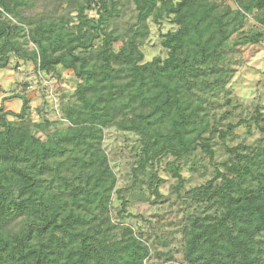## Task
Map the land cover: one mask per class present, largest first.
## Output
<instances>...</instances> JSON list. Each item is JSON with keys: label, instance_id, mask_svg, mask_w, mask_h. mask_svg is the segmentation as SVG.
<instances>
[{"label": "trees", "instance_id": "obj_1", "mask_svg": "<svg viewBox=\"0 0 264 264\" xmlns=\"http://www.w3.org/2000/svg\"><path fill=\"white\" fill-rule=\"evenodd\" d=\"M38 1L0 0V70L21 58L59 85L71 70L75 87L63 108L45 99L37 120L24 93L11 96L19 112L0 104V264H264V114L235 120L228 89L235 55L264 37V0H51L28 13ZM162 21L175 26L159 34L165 56L145 61L150 22ZM252 124L260 136L227 146L213 176L181 194L183 164L197 152L215 163L214 139ZM110 128L136 136L125 187ZM166 158L180 216L151 236L123 221L130 198L161 197Z\"/></svg>", "mask_w": 264, "mask_h": 264}, {"label": "rangeland", "instance_id": "obj_2", "mask_svg": "<svg viewBox=\"0 0 264 264\" xmlns=\"http://www.w3.org/2000/svg\"><path fill=\"white\" fill-rule=\"evenodd\" d=\"M225 1L235 8L236 5L233 0ZM54 5V1L39 0L27 12L41 14L49 11ZM122 5L127 6V1H123ZM126 9L127 14L121 19V22L124 19L131 18L130 8L126 7ZM88 14L96 16L94 10L88 11ZM174 28L175 26L166 21H162L159 25L150 22V35L142 46L145 61L151 60L154 56H165V51L159 45V34ZM241 49L235 55L237 58L239 57L236 72L228 84L231 98L242 105L234 112L233 117L235 120L249 116L256 105L264 114V37L258 44L244 46ZM74 80V74L71 70H63L60 85L55 78L43 81L42 77L35 72L31 61L12 57L8 66L0 70V104L2 103L6 110L19 112L22 99L11 96L24 93L29 100L31 117L33 120H37L39 118L38 109L40 107L44 108L45 99L48 102L46 104L50 106V101H54L53 97L57 95V104L58 106L61 105L62 108L66 101L72 100L75 87ZM24 82L29 87L24 86ZM54 90H56L55 94ZM221 111L219 110L218 114ZM58 112L60 113V108ZM50 116L57 118L58 114ZM105 132L104 147L118 176L116 188L125 187L130 182L129 172L133 164L132 155L128 151L132 145L137 146L136 136L115 128H110ZM258 136H260V132L252 124L249 128L246 125L238 127L235 130V135L228 139L225 144L221 143L216 137L213 144L216 152L215 163L209 162V159L203 156L201 152H197L196 157L193 158L198 159L195 167L192 168L190 162L183 164L181 175L185 178V183L184 188L180 190L181 194L191 187L205 183L213 176L215 166L228 157L227 146H236L240 142L251 143ZM170 159H164L158 167V175L163 179V182L158 186L161 197L154 195L150 197L149 201H139L129 197L131 203L128 206V211L132 216L126 218L123 221L124 224H131L137 230L139 228L146 229L151 233V236H154L156 231H162L161 229L166 231L165 227L175 225V222L179 220L180 214L178 215L177 212L179 199L175 190L176 180L164 169L166 161ZM135 191L138 192L139 190L136 189ZM142 191L147 192L146 189ZM151 200L156 202L151 203ZM119 204L120 200L114 196L112 207L119 206Z\"/></svg>", "mask_w": 264, "mask_h": 264}, {"label": "built area", "instance_id": "obj_3", "mask_svg": "<svg viewBox=\"0 0 264 264\" xmlns=\"http://www.w3.org/2000/svg\"><path fill=\"white\" fill-rule=\"evenodd\" d=\"M37 74L40 75V76L42 77L43 81L46 80V79H45V78H44L39 72H38ZM55 109H56V110H55L56 114H58V110H57L56 106H55Z\"/></svg>", "mask_w": 264, "mask_h": 264}]
</instances>
